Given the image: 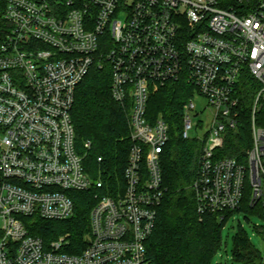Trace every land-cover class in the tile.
I'll return each mask as SVG.
<instances>
[{"label":"built area","instance_id":"obj_1","mask_svg":"<svg viewBox=\"0 0 264 264\" xmlns=\"http://www.w3.org/2000/svg\"><path fill=\"white\" fill-rule=\"evenodd\" d=\"M93 64L110 68L130 146L122 184L94 194L87 244L73 254L64 251L67 234L46 243L25 219H66L72 192L110 191L100 171L88 170L91 144L77 143L71 118ZM246 74L254 85L250 145L242 159L218 156L240 124ZM179 77L193 87L179 133L198 145L197 210L223 215L250 191L264 216V0H0V264H154L146 241L165 191L170 126L146 110L151 93Z\"/></svg>","mask_w":264,"mask_h":264},{"label":"trees","instance_id":"obj_2","mask_svg":"<svg viewBox=\"0 0 264 264\" xmlns=\"http://www.w3.org/2000/svg\"><path fill=\"white\" fill-rule=\"evenodd\" d=\"M251 77L246 74L240 84V124L227 133L218 156L242 159L250 145L249 110L254 94ZM111 74L107 64H93L76 87L71 118L76 141L82 145L90 141L85 163L95 177L97 171L105 187L71 193L74 199L73 214L62 220H48L39 216L25 219L28 232L41 237L46 243L60 234H67L68 245L64 251L79 253L87 244L89 211L94 204V194H105L122 184L130 141L127 123L128 110L113 100L110 93ZM192 86L182 77L168 81L151 93L146 117L153 121L163 118L170 126L169 141L161 153L163 199L158 207L155 227L146 241L148 258L154 264H211L222 243L221 230L227 219L238 210L263 216L260 202L249 203L245 196L240 206L223 215L200 213L196 208L191 184L196 172L198 145L180 136V118L183 103L192 93ZM261 123V122H260ZM264 125V123H262ZM98 156L102 157L99 162ZM257 231L262 232L258 227ZM232 255L236 261L260 264L262 255L240 228L232 236Z\"/></svg>","mask_w":264,"mask_h":264},{"label":"rangeland","instance_id":"obj_3","mask_svg":"<svg viewBox=\"0 0 264 264\" xmlns=\"http://www.w3.org/2000/svg\"><path fill=\"white\" fill-rule=\"evenodd\" d=\"M257 120L258 125L264 123V112L257 115ZM249 192L250 191H247L248 196ZM1 226L2 220L0 217V227ZM240 226L245 230L252 244L260 250L262 255L260 264H264V216H261L258 213H248L244 210L236 211L223 225L221 230V247L214 254L211 264H247L234 260L232 255V236ZM258 227L262 228V232L257 231Z\"/></svg>","mask_w":264,"mask_h":264}]
</instances>
